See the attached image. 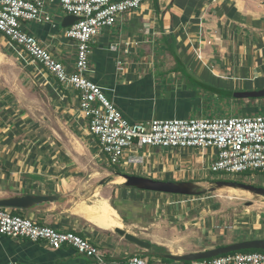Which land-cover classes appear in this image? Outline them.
Here are the masks:
<instances>
[{"label": "crops", "instance_id": "crops-1", "mask_svg": "<svg viewBox=\"0 0 264 264\" xmlns=\"http://www.w3.org/2000/svg\"><path fill=\"white\" fill-rule=\"evenodd\" d=\"M48 9L53 16L52 21L25 22L23 28L37 37L56 58L71 69L77 52L75 42L65 36L66 29L71 25L62 26L68 14L58 2L50 4ZM92 48L89 77L102 87L106 95L132 122H146L154 118L169 120L264 115V105H253L252 102L242 104L239 114L216 115L208 111L211 107L218 111L223 100L207 104L208 92L200 88L191 92L192 88H188L189 79L233 90L264 88V0H146L141 8L122 15L116 25L104 29L92 43ZM167 50L174 57L173 60L154 58V52ZM0 53V66L5 64V57L15 58L25 66L29 74H33L31 80L34 83L38 81L39 86L44 87V90L37 93L21 80L18 91L14 92L10 86H4L0 81L3 96L0 98V110H4L12 121L7 124L5 119H0V128L10 129L13 126L12 118L21 111H18L20 106L27 107V110L22 112L28 114V121H33L30 110L33 98L38 99L33 104L39 102L38 114L43 119L34 139L27 144L28 150L15 151L14 147L18 142L0 140V156L7 150L2 148L5 147V141L7 147H13L12 150L8 149L7 153L8 159H13L10 163L14 166L11 174H0V195L59 196V200L55 202L37 205L28 210L20 209L18 214L39 224L88 238L104 256L106 262L103 264H127L128 258L133 254L143 255L149 260V264H170L165 260V254L184 255L264 238V235H243V232L238 231L235 234L233 227H230L227 232L234 233L230 239V235L225 234L223 237L216 233L217 226L215 229L211 228L207 236L199 235L197 227L191 228L192 220L204 221V217H197L190 213L189 207L185 208L188 206L186 203L191 202L194 196H168L170 193L128 188L129 186L125 185L126 180L122 183L114 182L119 175L111 181L112 185L103 186V179L109 174H100V186L93 193L92 201L73 199V194L88 187L87 184L78 186L83 178L76 166H73L79 158H85L87 151L98 152L106 167L113 166L109 164L108 156L102 152L99 140L89 131V122L79 108V92L59 82L44 66L34 61L22 47L15 45L1 31ZM193 53L195 57H191ZM164 66L172 69L168 75L167 71L160 69ZM181 73L188 85L179 92L167 89L166 83L173 81V75ZM22 90L25 91V104L18 93ZM247 99L253 101L264 98ZM232 101L235 100H230L227 105ZM244 101L241 103H245ZM192 113L193 115H190ZM49 118L52 124L47 122ZM18 122V125L25 124L20 119ZM35 145L42 148L43 152L31 151L30 148ZM57 145H60L61 149ZM151 148L155 147H146L142 151L145 155L142 164L132 166L124 161L120 165L121 168H133L135 174H142L138 176L179 181L166 174H181L183 169L192 173L208 172L216 153L213 149L169 150L160 147H156L160 150L153 152ZM50 150L55 154L47 153ZM50 157L68 167L65 174H55L52 169L54 162L48 161ZM8 161L0 159V165L7 164ZM20 165L22 166L18 169ZM23 171L27 174H21ZM73 171L77 174H73ZM156 174H162L164 177L161 179ZM96 193L110 200L108 201L122 218V227L109 229L96 225L78 210L82 204L95 203L98 199ZM189 213L192 218L187 217ZM117 228L150 242L151 248H140L117 233ZM203 228L205 229L203 226L201 230ZM251 235L253 237H250ZM209 236L211 239L207 240ZM192 262L176 261L175 264ZM0 264L100 262L79 254L71 246L53 249L43 242L0 235Z\"/></svg>", "mask_w": 264, "mask_h": 264}, {"label": "built area", "instance_id": "built-area-1", "mask_svg": "<svg viewBox=\"0 0 264 264\" xmlns=\"http://www.w3.org/2000/svg\"><path fill=\"white\" fill-rule=\"evenodd\" d=\"M146 0H0V31L24 49L62 84L79 92V108L89 122L91 135L99 140L110 165L127 162L142 164L146 147L164 149H213L209 170L213 173L239 174L264 171V115L190 117L146 122L128 120L102 87L89 77L92 43L104 29L117 24L122 15L138 10ZM58 2L68 15L78 18L65 31L76 44V58L70 69L50 49L23 28L25 22H50V4ZM127 156V157H126ZM126 159V160H125ZM0 235L43 242L53 249L71 246L100 264V250L88 239L71 231L15 214L0 207ZM141 254H133L127 264H149ZM192 264H264V253L238 251Z\"/></svg>", "mask_w": 264, "mask_h": 264}, {"label": "rangeland", "instance_id": "rangeland-1", "mask_svg": "<svg viewBox=\"0 0 264 264\" xmlns=\"http://www.w3.org/2000/svg\"><path fill=\"white\" fill-rule=\"evenodd\" d=\"M191 57H195V53H193ZM5 58H6L5 64L0 66V81L2 82L4 86H10L14 92H17L18 85L20 84V81L23 80L28 87L31 86V88H33V91H36L37 93H40L41 90H44V87L39 86L38 81L34 83L31 80V76L33 77V74H29V72L26 70L23 64L19 63L15 58H11V57H5ZM154 58L159 59V60L163 59L165 61L167 59L168 60L174 59V57L168 50L154 52ZM182 58H184L183 55H182ZM160 69H163L165 72L167 71L166 73L167 75L172 70L170 69V67H167V66H164L163 68L160 67ZM172 79L173 81H171L170 83H166V85H168L167 89H169L170 91L179 92L181 88H185V86L188 85L182 73L179 75L178 74L173 75ZM190 85H188V88H191ZM228 85L230 86V84ZM24 92L25 91L22 90L18 93L21 94V98H22L21 100L24 101V104H25L26 100L24 98ZM0 93H1L0 98H2L3 96H2L1 88H0ZM196 96H197L196 98H198V95ZM36 100L38 99L33 98L31 101L32 108H30V110L32 113L31 116L33 118L32 119L33 121L31 122L28 121L29 119L26 118L28 114L25 111H24L25 113L22 112V110H27V107H24L26 108L24 109L23 107L20 106L18 108V111L19 110L21 111L17 112V115H15V117L12 118L14 121L13 126L10 129L9 127L7 128L5 127L4 129L3 127L0 128V140H9V141L12 140V142H18L17 145L14 147L15 151L16 150H19V151L28 150L27 144L31 143V141L34 139L36 132L38 131V127L41 126L40 124H42L41 122L43 121V119L38 114L40 110L39 102L36 104L35 103L33 104V102ZM203 101L204 100H202V102ZM241 102L242 101L240 102L232 101L231 104L227 105V102L225 103L223 101L218 107L219 108L218 111L216 110V108L211 107L208 112L215 113L216 115L237 114V113L239 114L242 106L246 105L249 102H252L253 105H256V104L260 106L264 105V99L253 100V101H249L248 99H246L244 101L245 103H241ZM24 104L23 106H25ZM6 115L7 113L4 112V110H0V119L2 118L5 119L6 123L9 124L11 120ZM190 115H193V113ZM23 118H26V119L23 120ZM18 119H20L21 122H25V124L18 125L20 124L18 122ZM47 122L52 124L51 118H49ZM3 144L5 145V147L2 146V148H6L7 150H5L6 152L4 151L3 155L0 156V159L1 161H3L4 159L6 162L9 160L8 159L9 153H7V151L8 149L12 150L13 147L12 146H10V148L7 147L6 141ZM57 146H59L58 148H60V145H57ZM41 149L38 148L37 145H35V147L30 148L31 151L37 150L39 152H43ZM158 150L160 149L156 147L151 148V151L153 152L158 151ZM47 153L52 154V155L55 154V152L52 150L47 151ZM86 154L87 155H84L85 158H79V161H77V163L75 162V164L73 165V166H76V168L78 169L77 171L79 172V174H81V177L83 178L82 180L79 181L78 186L82 187L84 184H87L88 186L87 189H85L84 191L79 190L76 194H73L72 197L75 200L82 199L83 201L87 202L93 199V193L97 189H99V186H100V181H101L100 174H109V176L112 177V179H115V177L117 176L114 173L115 170H119L121 173L128 172V174L131 173V175H142L141 173L135 174V171H133V168L130 170L128 169L125 170V168H121L120 165L106 167L103 161L98 156V152L94 153V151L93 152L87 151ZM10 160H13V159L11 158ZM10 160L8 161L9 163L7 164L4 163L0 165V168H1L0 174H11V171L14 170L13 168L14 166L12 167V163H10ZM48 161L54 162L55 165H53L52 169L55 171V174H65L66 173L65 169L68 167H64V163L60 161L56 162L57 159L54 160L52 157H50ZM21 166L22 165H20L18 169ZM74 173L77 174L75 171H73V174ZM21 174H27V173L23 171L21 172ZM156 175L159 176L161 179L162 177H164L162 174H156ZM109 176L104 177L103 180L105 181V184H103V186L112 185V182L109 180L110 178ZM166 176H171L172 178L178 179L179 181L187 180V181L197 182V183L202 184L205 187L214 186L215 181H217V179L251 183L256 186L264 187V171H248V172L239 173V174H229V173H213L210 171L208 172L195 171L192 173V172H189L188 169L187 170L183 169V172L181 174H177V173L176 174H166ZM88 183L91 185H88ZM128 188H131V187H128ZM132 189H135V188H132ZM2 195L3 194H1L0 197H4ZM167 195L177 196V197L184 196V195H175V194H167ZM5 196H9V194H6ZM192 198L193 199L191 202L186 203L188 206H186L185 208L189 207L191 210L190 213L197 215V217L198 216L204 217V221H201V220L199 221V219L192 220L193 225H191V228L197 227L196 228L198 229L197 231L201 232V233L199 232V235L201 234V235L207 236L208 234H210L208 231L211 228L215 229L216 226H217L216 233H220L223 237L225 234H226L225 236L230 235L231 236L230 239L233 238L234 233L237 234V231L239 233L243 232V235L248 234V233H251L253 235L258 234L260 236L264 235V197L263 196L253 194L249 191L242 190V189L224 187L216 191L207 193L206 195H203L200 197L194 196ZM203 211L205 212L201 214V212ZM15 213L18 214L19 212H15ZM190 213L187 216L188 218H192V214ZM18 215H21V214H18ZM197 221L199 223H196ZM203 226L205 227V229L203 228L201 230ZM230 227H233L232 231L234 233L232 231H230L229 233L227 232L228 229H230ZM250 237H253V236L251 235ZM210 239H211L210 236L207 237V240H210ZM251 251H256V250H251ZM167 263L175 264L176 261L169 259L167 260Z\"/></svg>", "mask_w": 264, "mask_h": 264}, {"label": "water", "instance_id": "water-1", "mask_svg": "<svg viewBox=\"0 0 264 264\" xmlns=\"http://www.w3.org/2000/svg\"><path fill=\"white\" fill-rule=\"evenodd\" d=\"M79 17L75 15H68L63 20V27L72 25ZM241 97L247 98H264V88L259 90H246L241 92ZM116 175L125 178V185L129 187H134L135 189L150 190L154 192L170 193L186 196H202L207 193L216 191L224 187H231L249 191L253 194L264 197V187L256 186L251 183L238 182V181H228V180H217L215 185L211 187H205L202 184L193 181H173V180H158L153 178H148L144 176L115 173ZM112 181V177L109 178ZM59 200V196L54 195H39V194H12L9 196L0 197V207L11 208V209H21L28 210L37 205L44 203L55 202ZM117 233L124 236L130 242H134L140 248L150 249V242L143 240L124 229L117 228ZM262 249L264 250V238L252 239L240 241L225 246H219L214 249L200 251L195 253H189L184 255L175 254H165V257L174 261H187L194 262L204 259H210L219 255L228 254L232 252H238L242 250H253Z\"/></svg>", "mask_w": 264, "mask_h": 264}, {"label": "bare ground", "instance_id": "bare-ground-1", "mask_svg": "<svg viewBox=\"0 0 264 264\" xmlns=\"http://www.w3.org/2000/svg\"><path fill=\"white\" fill-rule=\"evenodd\" d=\"M1 57L2 55L0 53V58ZM114 182H118V183L125 182V178L122 176H118L116 177ZM95 196L98 197L95 203L82 204V206L78 210L82 214L84 213L88 217V219H91L90 221L95 222L96 225L98 224L100 226H103L104 228H109V229H114L115 227H120V226L122 227L124 225L122 218L119 212L110 204L109 202L110 200L108 198L99 195V193H96Z\"/></svg>", "mask_w": 264, "mask_h": 264}, {"label": "trees", "instance_id": "trees-1", "mask_svg": "<svg viewBox=\"0 0 264 264\" xmlns=\"http://www.w3.org/2000/svg\"><path fill=\"white\" fill-rule=\"evenodd\" d=\"M155 1H157V0H155ZM173 54H175V52H173ZM175 56H176V54H175ZM189 82H190V84H191L190 86L192 88L191 92L194 90H197V88H200V89H203L209 93V96L206 97V103L207 104H211L213 102L215 103V102H218L220 100H223L226 102H229L230 100H235V101H244L245 100L244 98L241 97V92H243L244 90H233L229 87H224V86L218 87L217 85H214V84H210V83H207L204 81L197 82L196 80H192V79H189ZM213 96H215L216 98ZM117 172L121 173L119 170ZM18 211H21V210L20 209H18V210L13 209L14 213L18 212ZM253 250H256L259 252L260 251L264 252V250H262V249H253ZM242 251H251V250H242ZM165 260H169V259L165 258ZM183 262L190 263L187 261H183Z\"/></svg>", "mask_w": 264, "mask_h": 264}]
</instances>
